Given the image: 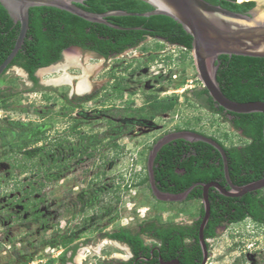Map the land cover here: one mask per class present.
Here are the masks:
<instances>
[{"label":"rangeland","instance_id":"1","mask_svg":"<svg viewBox=\"0 0 264 264\" xmlns=\"http://www.w3.org/2000/svg\"><path fill=\"white\" fill-rule=\"evenodd\" d=\"M263 8L256 2L255 19ZM157 44L161 45L160 50L155 49ZM144 45L152 49L144 52ZM66 53L94 70H90L88 78L94 85L91 92H97L81 103L67 101L70 83L31 88L26 74L16 67L0 78V89L19 92L11 99V108H0V264H61L58 258L65 250L67 264H116L121 258L127 259V246L109 239L106 232L121 227L135 229L157 218L166 223H187L200 216V199L159 201L148 181L141 183L148 176L149 152L160 137L174 131L177 125L185 127L189 123L195 130L216 136L227 145L245 142L228 118L196 96L203 84L192 51L182 61L186 54L183 48L148 37L138 46L106 59L89 56L79 49ZM151 53L157 54L155 61L133 70L137 65L134 59L143 58L145 62ZM64 60L46 70L39 69L40 81L66 72L77 77L84 74L79 65L47 70ZM114 75L126 85L122 98L113 95ZM46 94L51 95L49 100ZM169 97L177 98L176 109L159 113L153 120L104 113L108 108L116 112L127 105L140 107L154 98ZM69 99L78 101L81 97ZM105 118L118 123L110 126ZM76 121L77 128L72 130ZM128 124L133 128L128 130ZM83 133L88 134L83 154L86 150L92 156L75 154L74 147L82 144ZM225 133H229V138ZM114 141L125 148L118 157L112 146ZM49 148L53 151L42 156ZM54 158L60 167L47 170ZM20 163L26 164L27 169L22 171ZM30 181L41 185V192L35 194L43 197L39 218L23 210V196ZM69 236L75 239L68 247L52 248L59 246L52 242L60 243ZM209 243L207 264H264V225L250 218L223 225ZM74 246L75 251L70 249ZM81 253L85 258L79 261ZM53 259L56 261L52 263Z\"/></svg>","mask_w":264,"mask_h":264},{"label":"trees","instance_id":"2","mask_svg":"<svg viewBox=\"0 0 264 264\" xmlns=\"http://www.w3.org/2000/svg\"><path fill=\"white\" fill-rule=\"evenodd\" d=\"M208 1L238 12H245L256 5V1L253 0L244 2H237V0ZM79 5L86 10L98 13L111 10L146 13L154 9V6L145 0H84ZM29 13V29L22 48L0 78L5 75L10 67L18 65L28 72L31 80L37 82V70L59 61L62 58V52L72 45L93 50L109 58L138 46L148 37H153L183 48L186 54L182 55V61L188 57L193 47L192 35L184 29L182 24L164 14L149 16L128 14L106 17L112 25L119 26L114 27L105 23L86 20L67 10L53 6H34L30 8ZM19 31L20 22H15L0 2V65L13 50ZM142 49L146 52L152 48L144 45ZM155 49L160 50L161 45L157 44ZM157 57V54L151 53L145 62H143V58L134 59L137 65L133 67V70L148 65L155 61ZM169 57L171 58V56ZM131 66L132 64L128 67ZM15 79L12 78V80ZM217 79L224 94L232 100L239 102L264 101V57L222 54ZM112 86L113 95L116 98H122L126 88V85L122 83V78L114 75ZM16 93L19 92L0 89V103L5 102L0 104V108H11L14 103L11 99L17 95ZM203 95L207 96L211 109L216 113L222 114L226 118L229 115L232 116L230 120L232 126L245 139V142L240 145H227L216 136L200 132L214 138L223 146L232 182L243 185L264 177L263 113L230 112L218 105L207 89L202 88L196 92L197 97ZM45 98L49 100L51 95L46 94ZM66 99L72 103V100L68 97ZM176 106L177 98L175 97L154 98L151 102L140 107L127 105L116 112L108 108L104 110V113H110L116 117L153 120L159 113L174 111ZM105 119L110 126L118 123L111 118ZM77 122L72 124V130L77 128ZM132 128V124L127 125L128 130ZM182 129L197 131L189 123L185 127L180 125L175 127V130ZM228 135L229 133H225L226 138H229ZM87 137L88 134L83 133L81 135L82 144L74 147L77 156L83 154L82 148L86 147L84 140ZM116 137L111 136L112 139ZM37 140H39V137ZM55 144L53 143V146ZM112 146L116 150L115 157L122 155L125 151L124 146L116 141L112 143ZM51 151L53 149L49 148L45 154L42 152L41 155L44 156ZM84 154L92 156L93 153L85 150ZM35 163L30 166L32 170L35 168ZM43 165L39 166L38 170H41ZM18 166L21 167L22 171L28 167L24 163H20ZM55 166L60 167V163H57L56 158L53 159L47 170H52ZM154 175L161 190L173 193L182 192L196 183L212 181L219 182L228 188L221 153L213 145L204 141L191 142L177 139L165 144L155 158ZM146 181H148V176L141 183ZM29 183L30 188L25 194L26 196H23L26 197V201L22 202L23 210L31 211V217L39 218L42 214L38 211L39 202L43 197H35V194L41 192V185L35 186L31 181ZM202 194L203 187L198 184L192 189L187 200L200 199L202 201ZM209 201L211 213L204 229L208 249L209 239L216 238L218 228L223 225L242 222L247 218L264 225V188L250 191L243 196L228 197L211 187L209 189ZM203 216L204 207L202 203L200 216L192 223H166L157 218L139 224L136 229L121 227L106 232L105 235L110 239L122 241L131 246L135 259L131 260L130 264L140 255L146 257L151 255L149 252L151 247L145 243L142 235L153 237L157 241L155 244L159 245L160 248L155 252L157 256L152 261L147 262L143 258H139L135 264H160L159 256L164 260L178 259L180 264H201L203 250L199 240V232ZM74 239V236L64 237L60 243L52 242V245L60 244L68 247L74 242ZM67 252L65 250L58 258L61 264H67V261H69ZM54 261L56 260H51L52 263Z\"/></svg>","mask_w":264,"mask_h":264},{"label":"water","instance_id":"3","mask_svg":"<svg viewBox=\"0 0 264 264\" xmlns=\"http://www.w3.org/2000/svg\"><path fill=\"white\" fill-rule=\"evenodd\" d=\"M145 1L152 4L154 6V9L146 13H130L125 10H111L104 13H98L86 10L81 7L79 4H82L84 0H0L3 6H5V8L10 13L14 21L20 22V31L15 46L11 53L8 55V57L0 65V76L6 70L8 65L12 62L19 50L22 48V45L29 29V11L31 7L53 6L63 10H67L86 20L92 22L105 23L114 27L119 26L112 25L110 22L107 21L106 17L110 15L128 14H139L145 16H149L152 14H164L174 18L177 22L182 24V26L188 33L192 35V52L199 73V79L203 84V88L208 90L213 100L218 105L222 106L225 110L230 112H261L264 115V101L256 100L239 102L232 100L224 94L217 79L220 64V55L222 54H226L229 56L243 55L252 57H264V21H258L255 19V11L251 12V14L241 13L225 8L219 4L212 3L208 0ZM68 50L70 49H66L63 52V57L60 60L65 58V54ZM86 54L96 58L106 59L104 55L97 52L88 51L86 52ZM57 62L49 66H52ZM49 66L42 67L39 69H45ZM84 66H86L84 63H82L81 66L79 65V67L83 69V72ZM16 68L20 69L24 74H26V76L29 75L24 69L20 67ZM51 71L56 70L51 69ZM92 73H94V70ZM77 80L78 77H74V84L77 82ZM40 83L43 85H57L51 81H40ZM93 86H91L88 91L78 93L74 90L75 88L72 85L69 95L83 96L85 94L90 93ZM177 139H184L191 142L204 141L213 145L222 155L224 161L225 177L229 184V188H226L219 182L212 181L208 183L193 184L186 190L179 193L161 190L156 183L154 175L155 158L158 155L160 149L165 144ZM147 169L151 191L156 197V199L160 201H184L188 198L190 192L196 185L199 184L203 187L202 203L204 207V216L200 225L199 232V240L203 250V261L201 264H205L209 256L207 240L204 236V229L208 223L211 213L209 189L211 187H214L225 196L239 197L243 196L244 194L250 191H255L264 188V177L243 185L234 184L229 175L227 156L223 146L217 140L208 135L188 129L174 130L160 137L154 143L149 152ZM168 263L178 264L177 261H170Z\"/></svg>","mask_w":264,"mask_h":264},{"label":"flooded vegetation","instance_id":"4","mask_svg":"<svg viewBox=\"0 0 264 264\" xmlns=\"http://www.w3.org/2000/svg\"><path fill=\"white\" fill-rule=\"evenodd\" d=\"M254 8H255V6L254 7H252V8H250V9H247L245 12H241V13H246V14H251V12H253L254 11ZM234 11V10H233ZM238 12V11H237ZM66 49H79L80 51H82V52H84V53H86V52H88V51H91V52H95V51H93V50H89V49H85V48H83V47H81V46H78V45H72V46H70V47H68V48H66ZM65 49V50H66ZM64 50V51H65ZM63 51V52H64ZM63 52H62V57H63ZM98 53V52H97ZM221 56V55H220ZM107 58V57H106ZM110 58V57H109ZM12 67H20V66H18V65H13ZM12 67H10V68H12ZM9 68V69H10ZM20 68H22V67H20ZM8 69V70H9ZM22 69H24V68H22ZM25 70V69H24ZM26 71V70H25ZM38 71V70H37ZM27 72V71H26ZM28 73V72H27ZM36 76H37V78H38V81L37 82H35V81H33V80H31L30 79V77H29V75L27 76V81L30 83V85H31V88H37L38 87V85L39 86H41V83H40V79H39V76L37 75V72H36ZM93 89V88H92ZM91 92V91H90ZM97 91H94V92H91V93H88V94H85V95H83V96H77V95H74L75 97H81V99L80 100H78V101H72V103L73 102H76L77 104L78 103H81V101L83 100V99H85V98H87V97H89V96H92L94 93H96ZM69 98L71 97L70 95L68 96ZM199 99H202V100H204V101H206V103H207V105L211 108V106H210V103L208 102V100H207V96L206 95H203V96H200V97H198ZM105 115H108V114H106L105 113ZM228 120H229V122L231 123V118H232V116L231 115H229L228 117ZM231 125H232V123H231ZM233 127V126H232ZM234 128V127H233ZM235 129V128H234ZM239 133H241L240 131H239ZM148 183H149V180H148ZM150 184V183H149ZM227 184H228V182H227ZM226 187V186H225ZM227 188V187H226ZM228 188H229V184H228ZM156 198V197H155ZM158 200V199H157ZM148 221V220H147ZM194 221V220H193ZM192 221V222H193ZM146 222V221H145ZM192 222H187V223H192ZM181 224H185V223H181ZM220 228V227H219ZM219 228H218V230H219ZM136 229V228H135ZM106 234V233H105ZM104 234V235H105ZM106 236V235H105ZM142 237H143V239H144V241H145V243H147L151 248H150V250H149V252H150V257H146V256H142V255H140L139 257H137V259L136 260H138L139 258H143L144 260H146L147 262H150V261H152L154 258H156V254H155V252L156 251H158L159 250V248H160V246L159 245H156L155 243L157 242L153 237H150V236H148V235H142ZM110 239V238H109ZM111 240H114V239H111ZM114 241H118V240H114ZM119 243H121V244H124V245H126L127 246V248H128V251H129V256H128V258L127 259H124V258H121L120 259V261H118L116 264H130V261L131 260H133V259H135V255H134V252H133V250H132V248H131V246L129 245V244H127V243H125V242H122V241H118ZM73 251H75V249L76 248H71ZM209 250V249H208ZM136 260L132 263V264H135L136 263ZM170 261H177L178 262V264H180V262H179V260L178 259H171V260H164L162 257H160L159 256V262H160V264H171V263H168V262H170Z\"/></svg>","mask_w":264,"mask_h":264},{"label":"bare ground","instance_id":"5","mask_svg":"<svg viewBox=\"0 0 264 264\" xmlns=\"http://www.w3.org/2000/svg\"><path fill=\"white\" fill-rule=\"evenodd\" d=\"M244 1H251V0H238V2H244ZM253 1H257L258 3L264 5V0H253ZM256 20L264 21V8L261 10L259 15L256 17ZM80 64H82V63H80V60L76 56L73 57L72 55H70V53H66L64 63L56 65V66L49 68L47 70H50V71H51V69L58 70L60 68L66 69L67 67H69L71 65H80ZM92 68H93L92 66H84V74L81 76H78V81L75 84L73 82V79L76 76H73L67 72L65 74L61 75L60 77L50 79L49 81H51L57 85L70 83L71 85L74 86V88H75L74 90L76 92H78V93L85 92V91H88L91 88V86H93V83L88 78L91 75L90 70H92ZM84 258H85V254L81 253L78 257V260L81 261Z\"/></svg>","mask_w":264,"mask_h":264},{"label":"built area","instance_id":"6","mask_svg":"<svg viewBox=\"0 0 264 264\" xmlns=\"http://www.w3.org/2000/svg\"><path fill=\"white\" fill-rule=\"evenodd\" d=\"M58 245H59V246H53L52 248L62 247V245H60V244H58ZM208 260H209V258L207 259V262H206L205 264L208 263Z\"/></svg>","mask_w":264,"mask_h":264}]
</instances>
